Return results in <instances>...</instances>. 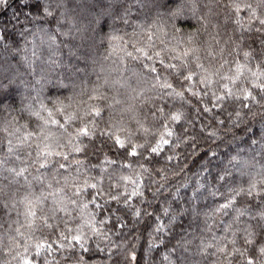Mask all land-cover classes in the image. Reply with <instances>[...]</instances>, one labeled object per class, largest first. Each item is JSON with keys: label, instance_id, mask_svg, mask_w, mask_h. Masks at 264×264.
Returning a JSON list of instances; mask_svg holds the SVG:
<instances>
[{"label": "clouds", "instance_id": "1", "mask_svg": "<svg viewBox=\"0 0 264 264\" xmlns=\"http://www.w3.org/2000/svg\"><path fill=\"white\" fill-rule=\"evenodd\" d=\"M0 264H264V0H0Z\"/></svg>", "mask_w": 264, "mask_h": 264}]
</instances>
